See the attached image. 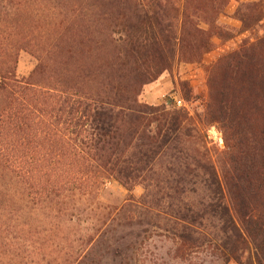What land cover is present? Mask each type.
<instances>
[{
  "label": "trees",
  "instance_id": "obj_1",
  "mask_svg": "<svg viewBox=\"0 0 264 264\" xmlns=\"http://www.w3.org/2000/svg\"><path fill=\"white\" fill-rule=\"evenodd\" d=\"M229 2L0 0V264H135L154 240L174 264H264V30L210 66L201 114L141 99L261 25V0L220 25ZM20 52L36 60L22 80ZM197 123L222 134L219 170ZM108 182L126 199L85 205Z\"/></svg>",
  "mask_w": 264,
  "mask_h": 264
},
{
  "label": "rangeland",
  "instance_id": "obj_2",
  "mask_svg": "<svg viewBox=\"0 0 264 264\" xmlns=\"http://www.w3.org/2000/svg\"><path fill=\"white\" fill-rule=\"evenodd\" d=\"M261 2L264 6V0H261ZM237 6L234 0H230L226 7L225 15L219 18L220 25L230 26L236 31L239 30L240 23L228 18L231 15L229 11L233 7L235 11ZM262 30H264V19L259 27L250 32L236 34L232 40L227 42L221 43L216 41V48L214 51L205 55L198 64L186 65L176 62L169 72L162 74L156 81L142 88L141 99L148 105H163L167 110H183L188 113L189 116L201 114L208 101L207 72L210 66L221 56L237 50L245 41H251L255 36L261 35ZM35 65L36 60L33 56L26 52H20L17 59V78L19 80L27 78L33 71ZM177 101L181 102L180 106L177 105ZM196 127L200 133L205 134L210 157L216 169L219 170L218 158L224 148L223 137L220 130L216 126L206 127L199 123L196 124ZM212 128L219 134L221 145L215 142L212 138L213 136L209 133ZM141 193V189L136 188L132 192V195L139 197ZM127 196L128 193L117 183L108 182L102 188V191L97 196L89 198L85 205L96 207V205L103 204L117 207ZM67 205L68 207H72L74 204L68 203ZM87 213V208L83 206H80L77 211L75 210L76 217L79 220L75 228H79L80 230L91 228V222H95L96 220L94 218L90 219ZM168 250L169 244L166 242L156 240L147 241L137 252L138 262H135V264H174L173 262H176V260H172V256L168 255ZM193 258L194 259L191 261L189 258L183 259L185 261H183L182 264H221L220 261L217 263L214 259L212 260L214 257L209 256L208 252H204L196 258ZM139 261L141 263H139ZM133 263L132 261V264ZM106 264H109L108 260Z\"/></svg>",
  "mask_w": 264,
  "mask_h": 264
},
{
  "label": "built area",
  "instance_id": "obj_3",
  "mask_svg": "<svg viewBox=\"0 0 264 264\" xmlns=\"http://www.w3.org/2000/svg\"><path fill=\"white\" fill-rule=\"evenodd\" d=\"M176 103H177L178 106L181 105V102H180V101H177ZM209 133L213 136V137H212L213 140H214L215 142H218L219 145H221V138H220L219 134L214 130V128H212V129L209 131Z\"/></svg>",
  "mask_w": 264,
  "mask_h": 264
},
{
  "label": "crops",
  "instance_id": "obj_4",
  "mask_svg": "<svg viewBox=\"0 0 264 264\" xmlns=\"http://www.w3.org/2000/svg\"><path fill=\"white\" fill-rule=\"evenodd\" d=\"M259 0H234V3L238 5V3H250V2H257ZM234 12V7L229 11L230 14Z\"/></svg>",
  "mask_w": 264,
  "mask_h": 264
}]
</instances>
